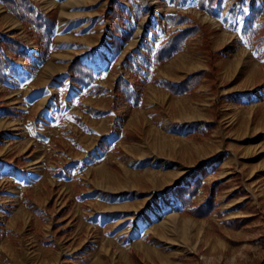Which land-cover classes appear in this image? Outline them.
Returning a JSON list of instances; mask_svg holds the SVG:
<instances>
[{"label":"crops","instance_id":"obj_1","mask_svg":"<svg viewBox=\"0 0 264 264\" xmlns=\"http://www.w3.org/2000/svg\"><path fill=\"white\" fill-rule=\"evenodd\" d=\"M238 2L222 8V0L210 11L228 16ZM112 9L120 12L122 4L108 14L112 39L66 44L70 55L56 48L65 40L60 34L56 38V28L46 54L11 57L9 80L0 84L1 104L13 111L0 109V254L16 251L18 235L31 238L36 249L51 248L46 264H103L114 247L116 259L127 260L130 245L119 241L126 227L123 212L146 204L152 216L179 213L219 221V212L228 218L247 197L241 188L246 181L240 180L245 163L254 165L248 179L264 178V84L226 97L216 90L215 96L198 99L206 78L180 94L163 81L159 87L167 95L161 98L154 89L149 103L143 102L142 91L150 84L140 88L138 80L127 77L140 73L135 69L140 61L124 50L126 35ZM64 30L67 36L69 28ZM240 52L238 58L257 55ZM180 53L159 63L187 66L178 61ZM76 56L93 69L95 81H72L68 68ZM241 58L229 62L231 68H238ZM192 73L168 75L165 82L177 86ZM121 77L130 90H142L139 99L116 90ZM259 184L264 195V181ZM211 196L214 207L206 215L198 208ZM134 256L136 263L142 261L136 251Z\"/></svg>","mask_w":264,"mask_h":264},{"label":"rangeland","instance_id":"obj_2","mask_svg":"<svg viewBox=\"0 0 264 264\" xmlns=\"http://www.w3.org/2000/svg\"><path fill=\"white\" fill-rule=\"evenodd\" d=\"M33 1L43 12L56 11L59 23L58 26L56 24L55 33L60 34L61 40L65 39L62 43L57 42L56 48L64 53L67 51L70 55L72 51L64 47L66 44L86 39L90 42L91 39L99 37L112 39V24L108 14L114 4L117 5V2L122 4L119 18L121 31L126 35L124 50L133 52L135 61L139 60V64L143 66L139 69L138 75L134 71L126 75L133 81H146V84H150L143 91L141 90L143 102L149 103L147 99L150 98V92H155L154 89L159 90L157 95L161 98L164 97L163 94L167 95L168 92L159 86H162L160 82L170 79L168 75L180 78L187 73L209 70L213 63L218 69L215 79L206 78L204 84L199 87L201 92L197 96L198 99L215 96L218 90L219 95L225 93L223 97L228 94L231 96L237 92L250 90L257 84H264V45L260 44L254 48L249 45L243 35V25L250 12L246 0L238 2L236 9L228 16L220 10L218 13L214 11L215 9L213 11L199 9L197 0H73L79 1V4L64 10L67 15H65L61 31L58 29L61 20L59 13L68 0ZM234 2L235 0H224L222 8L232 7ZM258 6H261V1H258ZM176 11L192 15L195 17L194 21H199L206 27L210 33V50L213 52L211 55L208 51L201 49L203 45L201 34L190 37L178 56V61L187 65L180 69L154 60L155 51L167 38L178 28L187 26L166 27L164 25V16ZM256 24H264V11ZM65 28H69L67 36L62 34ZM0 35L21 39L23 42L21 49L30 54L42 56L48 50L45 51L41 44L38 45L35 42L29 28L12 14L1 0ZM141 51L149 57L142 56L139 53ZM240 51H247L248 56H252L253 53L257 55L255 54L253 58L247 56L238 58ZM96 52V48L89 49V56ZM0 54L8 58L13 55L10 51H4L1 48ZM17 58L20 59L21 56ZM240 58L242 62L238 68H231L229 62L233 63V60ZM138 68L136 66L135 69ZM157 85L158 87L155 88L154 86ZM216 85L219 88L216 89ZM246 115L241 113V117ZM167 117L168 114L163 115V126L169 124ZM12 139L13 137L9 138L6 144L12 143ZM252 166L254 165L245 163L240 173V180L246 181L241 188L244 189L243 192L247 197L241 198L243 202L234 207V211L228 214V218L220 212L219 221L211 218L197 220L179 213L162 214L157 217L151 215L146 204L142 209H129L123 212V216H126L122 218V223L126 227L119 241L125 240L130 245V258L116 259V253L119 252L118 248L114 247L111 256L107 257L103 264H261L264 262V195L261 186H257L264 181V178L260 179V182L253 181V178L248 179L254 168ZM253 183L258 184L253 186ZM14 238L13 245L16 251L10 254L1 253L0 264H46L52 256L51 248L36 249L35 242L29 237L17 235ZM135 251L142 261L136 263V258L132 254ZM64 257V261L69 262L66 258L68 256Z\"/></svg>","mask_w":264,"mask_h":264},{"label":"trees","instance_id":"obj_3","mask_svg":"<svg viewBox=\"0 0 264 264\" xmlns=\"http://www.w3.org/2000/svg\"><path fill=\"white\" fill-rule=\"evenodd\" d=\"M4 6L14 14L23 24L29 28L35 42L38 45H42L45 51L48 49L50 44L51 35L57 24V13L55 10L50 12H43V10L33 0H1ZM206 1L208 5H206ZM222 0H198V5L201 10H211L217 2ZM251 8L249 16L246 18L243 25V35L250 46L264 45V24L258 25L256 22L264 11V0H250ZM258 1H261V6H258ZM118 4V3H117ZM113 15H118V10H113ZM195 17L182 11H176L174 13H168L164 16V25L166 27H178L181 25H187L182 28L175 30L167 40L155 51L154 60L155 62H162L169 60L175 53L180 52L184 49L187 40L190 37L201 34L203 37L202 50L208 51L211 55L213 52L210 50L209 36L210 33L206 27L199 21H194ZM23 42L21 39L16 37H7L0 35V48L4 51H10L13 53L11 57L17 58L21 56L28 59L31 56L28 52L21 49ZM140 54L146 58L144 52ZM11 57L3 56L0 54V84L5 83L9 80L7 69L10 65ZM143 66L140 65L139 69ZM218 71L217 67L211 64L209 70H201L192 73L189 78L182 80L179 85L173 86L169 82H164L163 86L169 89L174 94L184 93L190 90L196 89L204 78L214 80L215 73ZM69 75L72 81L79 85L95 81L93 69L82 62L79 56H76L70 63L68 68ZM140 88L146 85V81H138ZM123 86V87H122ZM129 82L121 77L117 82L116 90L119 91L124 98L136 95L139 99L141 90L133 91L129 89ZM122 87V88H121ZM0 109L5 114H11L13 111L7 106L0 104ZM29 208H33V205L27 201ZM214 207V196L207 199L205 205L200 206L199 210H204L208 215ZM194 212V211H193ZM194 212L193 214H195ZM134 255V253H132ZM261 264H264L262 262Z\"/></svg>","mask_w":264,"mask_h":264},{"label":"bare ground","instance_id":"obj_4","mask_svg":"<svg viewBox=\"0 0 264 264\" xmlns=\"http://www.w3.org/2000/svg\"><path fill=\"white\" fill-rule=\"evenodd\" d=\"M79 4V1H73V0H68V2L64 5V7L62 8L61 12H60V16H61V20H60V26L58 27V29L60 30L61 28H63L64 26V19H65V15H67V13L64 11L66 10L67 7H71V6H76ZM59 33L57 32L56 34V38H58Z\"/></svg>","mask_w":264,"mask_h":264},{"label":"built area","instance_id":"obj_5","mask_svg":"<svg viewBox=\"0 0 264 264\" xmlns=\"http://www.w3.org/2000/svg\"><path fill=\"white\" fill-rule=\"evenodd\" d=\"M33 47V46H32Z\"/></svg>","mask_w":264,"mask_h":264}]
</instances>
